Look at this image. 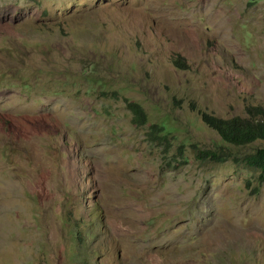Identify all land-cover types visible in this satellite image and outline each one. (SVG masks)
Listing matches in <instances>:
<instances>
[{"label":"rangeland","instance_id":"rangeland-1","mask_svg":"<svg viewBox=\"0 0 264 264\" xmlns=\"http://www.w3.org/2000/svg\"><path fill=\"white\" fill-rule=\"evenodd\" d=\"M249 107L264 0H0V264H264Z\"/></svg>","mask_w":264,"mask_h":264},{"label":"trees","instance_id":"trees-1","mask_svg":"<svg viewBox=\"0 0 264 264\" xmlns=\"http://www.w3.org/2000/svg\"><path fill=\"white\" fill-rule=\"evenodd\" d=\"M179 63V62H178ZM180 64V63H179ZM192 109L196 110L195 105L191 104ZM128 109L134 117V123L144 126L148 123V117L143 107L131 102ZM202 122L212 131L216 132L223 144L232 147H243L255 142L264 143V108L249 107L247 117H234L223 119L208 113L199 111ZM165 131V128L158 125L151 127V133ZM205 157L218 162H225L234 159L233 152L229 147L220 146L218 151L203 152ZM247 167L256 169L264 173V148L258 149L255 153L249 154L244 158Z\"/></svg>","mask_w":264,"mask_h":264},{"label":"clouds","instance_id":"clouds-1","mask_svg":"<svg viewBox=\"0 0 264 264\" xmlns=\"http://www.w3.org/2000/svg\"><path fill=\"white\" fill-rule=\"evenodd\" d=\"M252 169V168H251ZM253 170H256V169H253Z\"/></svg>","mask_w":264,"mask_h":264}]
</instances>
